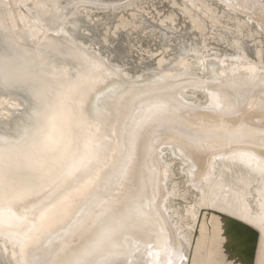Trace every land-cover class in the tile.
Here are the masks:
<instances>
[{
	"label": "snow or ice",
	"instance_id": "snow-or-ice-1",
	"mask_svg": "<svg viewBox=\"0 0 264 264\" xmlns=\"http://www.w3.org/2000/svg\"><path fill=\"white\" fill-rule=\"evenodd\" d=\"M260 6L264 8V0ZM10 7L0 0V87L19 90L28 98L15 130L0 132V238L12 244L13 259L19 248L21 257L28 253L23 264L184 261L186 257L167 239L158 236L156 243H142L159 214L155 190L152 196L147 193V157L141 144L147 136L168 134L201 151L224 140L242 139L249 131L245 125L224 122L236 115L235 106H225L229 86L221 85L222 91L213 94L208 106L216 118L196 122L177 117L157 93L153 98L145 94L127 113L119 149L114 150L107 133L111 112L101 107L112 90L103 81L123 69L106 61L89 62L47 79L40 71L43 64L17 46L3 11ZM73 207L92 211L87 219L77 214L72 242L54 256L34 255L42 237ZM242 215L264 233V210L253 215L245 208ZM145 250L148 261L140 259ZM259 264H264V239Z\"/></svg>",
	"mask_w": 264,
	"mask_h": 264
},
{
	"label": "bare ground",
	"instance_id": "bare-ground-1",
	"mask_svg": "<svg viewBox=\"0 0 264 264\" xmlns=\"http://www.w3.org/2000/svg\"><path fill=\"white\" fill-rule=\"evenodd\" d=\"M71 1L3 0L11 5L3 11L17 46L31 54L29 59L38 65L43 64L40 71L47 79L62 71H74L80 64L89 62L106 61L112 67L123 69L122 73L113 72L103 81L107 89L112 90L101 107L111 112L107 133L111 134L114 150L119 149L127 113L134 106H139L140 98L145 94H148V98H153L152 93H157L172 105L177 117L196 122L216 118V114L209 111L208 106L213 102V94L222 91L221 85L229 86L226 94L230 99L225 106L233 105L236 108V115L226 117L224 122L245 125L249 131L244 135L243 141L250 140L248 136L251 134L264 133V65H258L254 60L263 61L264 53L258 45L255 50H251L248 59L239 49L232 51L231 56L229 50L224 51V55L220 57L210 50V44L208 46L205 40L191 37L184 48L180 46L174 62L172 60V63L162 69H155L153 64L148 67H143V64L142 67H133L128 63L133 49L141 55L145 52L133 43L129 48L131 41L127 36L119 37L115 32L116 42L119 44L113 47L109 46V37L105 33L101 39L94 37L87 42L76 38L78 31L86 25V20L90 22L93 19L82 13L81 7H69ZM181 1L198 6L202 13H206L195 0ZM210 1L218 3L222 10H232L238 17L253 18L264 23L261 0H258L259 3L254 0ZM110 14L111 17L103 23L94 21V26L103 28L106 22L116 20L117 15L114 17L113 11ZM160 29L167 38L169 34L165 30L171 29L170 25ZM91 34L93 35L92 32ZM111 51L115 52L114 58L108 57ZM101 91L106 89L101 87ZM27 102L28 98L21 91L0 87V132L15 130ZM176 144L160 148L158 145L154 149L155 168L159 174L155 195V206L159 214L156 235L160 239H167L186 257L192 246V229L196 225L198 208L202 206L200 201L222 209L227 204L230 207L224 213L247 223L248 219L242 215V209L252 210L253 215L258 210H264V141L260 137L246 146L211 154H208L210 148L193 151ZM184 149L194 154H189ZM91 211L90 207H73L67 214L59 217L49 234L42 237L41 248L34 255L51 253L54 256L64 249L73 240L72 229L77 223V214L82 213L80 218L87 219ZM222 229L219 228L223 231ZM205 230H202L201 238L194 245L191 264H235L225 253V249L233 246V237L228 234L226 237L222 233L218 235H221V239ZM262 239L264 233L261 232L257 249L260 258ZM5 248L8 249L7 252L4 251ZM16 252L17 259H13L12 244L0 238V260H7L10 264H23L28 253L21 257L19 248ZM177 264L186 262L177 261Z\"/></svg>",
	"mask_w": 264,
	"mask_h": 264
},
{
	"label": "water",
	"instance_id": "water-1",
	"mask_svg": "<svg viewBox=\"0 0 264 264\" xmlns=\"http://www.w3.org/2000/svg\"><path fill=\"white\" fill-rule=\"evenodd\" d=\"M65 1V0H62ZM204 1V0H203ZM257 3L258 0H254ZM197 5L199 3H202L200 0L194 1ZM204 2L207 3V0ZM77 4V5H76ZM260 5V4H259ZM75 6L81 7L82 13H84L86 16H89L92 18V21L86 20V25L78 31V34L76 38L78 40H84V41H92L94 37H98L101 39L102 34L104 33L105 27L94 26V21L99 23H103L104 20L111 17V12L113 11V16L115 17L117 15L118 18L120 14L124 15L123 19H127L128 21L131 20V24L129 26V30H126V28H119L118 30H114L113 32H110L109 35V42L111 47L117 46L119 43L116 42L115 38V32L118 33L120 36H127L131 42L129 43V48H131V44L138 45L140 42L145 45H151L152 48H156V40L157 37H150L149 34H145L144 31L145 27L147 26H153L154 28H163L164 25H179L181 23L183 27L179 32H172L171 29H166L165 31L168 32L169 35L173 36H180L185 35L188 37L189 40L192 38V34L195 30H193V33L190 34V27L191 23L189 21V15L183 14L182 12V4L181 0H177L176 3H173L172 1L167 0H72L69 7L73 8ZM218 3L215 2L214 5L211 6V11H208L205 14L216 17L215 22H211L204 13L201 12V10L198 8V6H193L189 4V7L192 13H195L198 16V20L200 23H202L206 28L209 26V33H210V27L213 26L214 29L212 30L213 33L219 34L221 36V32H228L230 29L235 32H237L238 27H240L242 30L241 32V38L242 40V48L243 50L247 51L248 53L251 52V50H255V46L259 44L264 43V23H259L258 21L254 20L253 18H247L244 19L241 16L238 17V15L235 14L232 10H221L218 7ZM261 7V6H260ZM168 10H172V17L169 20L167 19L165 22H161V18H164L165 14L168 13ZM214 11V12H213ZM216 13V14H214ZM84 14H82V17L84 18ZM85 19V18H84ZM25 20V19H24ZM185 21V23H184ZM20 23L22 24V20L20 19ZM239 23V24H237ZM258 23V24H257ZM142 29V30H141ZM93 33V35L91 34ZM251 32L252 36H247V33ZM211 36L215 38V35L210 33ZM246 34V36H245ZM56 35V34H54ZM148 36V37H147ZM240 36V35H239ZM138 39V40H137ZM210 39V40H209ZM208 42L213 43H219L218 45L220 47H226L229 48V46L226 43V40H223V42H219L213 38H209ZM170 51V50H169ZM264 52V50H263ZM167 54V52H166ZM165 54V55H166ZM145 57L146 54H143ZM139 52H136V50L133 49L131 52V57L129 58V64L130 66L134 65L133 63H138L139 58ZM148 58H146L147 60ZM154 63V61L152 62ZM165 66V65H163ZM21 109V108H20ZM18 111H16L17 113ZM234 118V117H230ZM241 118V117H238ZM227 123V122H225ZM229 123V122H228ZM238 123L237 125H239ZM246 127V126H245ZM260 133L251 134L248 136L250 140L243 141L244 137L238 141H229L224 140L220 143L215 144L213 147L210 148V153H218L221 151H228L230 149L240 147V146H246L247 144H250L252 142H256L257 138H260ZM175 138L172 135L168 134H158L155 136H147L144 138L143 143L141 144V152L144 156L147 157V161L145 163V179L147 182V193L149 196H152L153 190H155V195L157 194V182H158V172L155 168V153L154 149L157 148L159 145L160 147L163 146H176L178 144L186 146L181 140ZM178 140L180 142H178ZM182 147V146H181ZM187 147V146H186ZM185 152L189 154H194V152L185 150ZM159 152V150H157ZM155 201V198H154ZM156 204V201H155ZM210 215H215L221 218V221H223L226 224L224 234H228L230 237H233V246L230 248L225 249L226 255L233 263L237 262L240 264H255L256 261V255H257V249L259 246V241L261 237V232L256 227L252 226L251 224L241 220L240 218L233 217L229 214H226L224 212H221L219 210H215L213 208L203 207L199 206L198 208V217L196 221L195 228L193 227L192 233L193 234V240H192V246L188 250V254L186 255L185 262L186 264H191L192 262V255L194 250L195 243L201 238V232L204 229L205 224L209 223V217ZM158 222H154L152 227L149 229L148 234L144 235L141 240L143 244L147 243H156L157 235H156V228H157ZM211 235V232H210ZM140 259L142 261H148L151 258L147 254V250H145L142 254Z\"/></svg>",
	"mask_w": 264,
	"mask_h": 264
},
{
	"label": "rangeland",
	"instance_id": "rangeland-1",
	"mask_svg": "<svg viewBox=\"0 0 264 264\" xmlns=\"http://www.w3.org/2000/svg\"><path fill=\"white\" fill-rule=\"evenodd\" d=\"M167 1H172L173 3H176L177 0H167ZM200 1L203 2V4L200 3V5L203 7V9L206 10V12H207V9H208V11H211V13H212L211 6L214 5L215 3L210 1V0H207V3L204 2L205 0L204 1L200 0ZM181 4H182V10H183L182 12H183V14L185 13V14L189 15V21L191 23L190 32L193 33V30H195L194 33L192 34V37H194L195 40H200V39L203 40V41L205 40V42L208 44V46L210 44V46H209L211 48L210 50L212 52L216 53V55L220 56V57H222V55H224L223 54L224 51L229 50V56H231L232 53L235 52V49H239L247 57V59H248V57L250 58V52H249V54H246L248 52H246L245 50H242L243 48L241 47L243 39H240L241 38V33H239V32H241V30H242L240 27H238L237 32H235V30L232 31L230 29L228 32H226V31L221 32V36H220L219 34H217V32L216 33L212 32V30H216V29H214L213 26H211L210 29H212V30H210V33L215 35V38H214L213 36H211L210 33H208L209 32V29H208L209 26H208V28H206L197 19L200 14H198V16H197L195 13H192L193 11H191L189 5L185 1H181ZM214 14H216V13H214ZM207 16H208V18H209V20L211 22H215L216 21L215 20L216 19L215 16H213V15H211V16L207 15ZM123 18H124V15L120 14L119 17L116 18V20H114V21L110 20V21H108L109 23L106 22L105 23L106 25H104V27H105L104 28V33L109 37L110 32H113L115 29L118 30L119 28H124V29L126 28V30H129V26L128 25L131 24V22H130L131 20L128 21L127 19H123ZM170 18H173L172 17V10H168V13L165 14L164 18H161V22L163 23L167 19L169 20ZM184 23H185V21H184ZM237 24H239V23H237ZM164 26H167V25H164ZM152 27L153 26H151V27L147 26V27H145L143 29H145L144 33L145 34H149L150 37H152V38L153 37H157V40H156V43H155L157 47L156 48H152L151 45H145V44L140 42L138 44V46L143 48L146 56H149V57H145L144 55L139 54L140 55L139 58H138V63L139 64L138 63H134V65H132L133 67H135V66L142 67L143 65H144L143 67H148V65H152L153 64L155 66V69H157V70H159V68L162 69L163 67H165L163 65H166V66L169 65L170 63H172V60L174 62L175 57L177 56L178 51L180 50V46H183L182 48H184L185 45L188 44V37L185 36V35L176 36V37L173 36V35H168V37L165 38L164 34H163V32H161L160 28L156 29V28H154V27L152 28ZM182 27H183V25L181 23H179V25H170V28L175 30V31H172V32H179ZM105 34H104V36H105ZM230 36H231V38H230ZM245 36H246V34H245ZM247 36L251 37L252 36L251 32L247 33ZM209 38H213V39H215V40H217L219 42L220 41L223 42V40L226 39V43L229 46V48L220 47L218 45L219 43H216V42L210 43V42H208ZM258 46L261 48V50L263 52L264 43L262 45L259 44ZM113 52L114 51H111V54ZM166 52H167V54H166ZM111 54L108 56L109 58L110 57L114 58V56H116L115 52L113 53V55H111ZM246 57L244 59H246ZM146 58H148V59L146 60ZM254 60L256 61V63L258 65H264V60L263 61H262V59L261 60L260 59H254ZM153 61H154V63H152ZM200 202H201L200 204L203 207H208V208H213V209L216 208L217 210H220L221 212L222 211L224 212V210H222V208L219 207V206L218 207H212V205H209L208 202H203V201H200ZM220 219L221 218H219L218 216L210 215L209 223L211 225L209 226L208 224H205L206 227L204 226V228L206 229L205 231L211 232V233H213L214 236H216L218 238L220 237L222 239L221 235L220 236H218V235L222 234L225 231L226 224L223 223V221H221ZM218 224L221 225V226H219ZM217 226H219V228H221V229L223 228L224 230L223 229H222L223 231L219 230V228ZM215 228H217V229H215ZM218 231L221 232V233H218ZM223 235L226 236L227 234L223 233ZM259 259H260V257H259V254L257 253L255 264H259L258 261H257ZM234 263L235 264H240V263H237V262H234Z\"/></svg>",
	"mask_w": 264,
	"mask_h": 264
}]
</instances>
